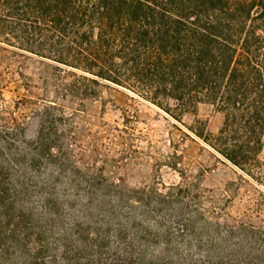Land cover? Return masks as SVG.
<instances>
[{"label": "rangeland", "instance_id": "obj_1", "mask_svg": "<svg viewBox=\"0 0 264 264\" xmlns=\"http://www.w3.org/2000/svg\"><path fill=\"white\" fill-rule=\"evenodd\" d=\"M0 43V264H264V189L131 91Z\"/></svg>", "mask_w": 264, "mask_h": 264}, {"label": "trees", "instance_id": "obj_2", "mask_svg": "<svg viewBox=\"0 0 264 264\" xmlns=\"http://www.w3.org/2000/svg\"><path fill=\"white\" fill-rule=\"evenodd\" d=\"M0 43L70 69L75 95L111 83L177 120L210 105L217 132L195 134L264 189V0H0Z\"/></svg>", "mask_w": 264, "mask_h": 264}]
</instances>
